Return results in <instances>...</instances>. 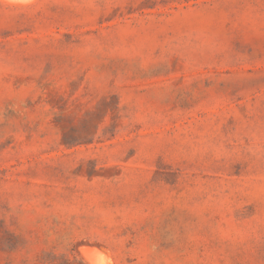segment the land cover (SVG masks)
Here are the masks:
<instances>
[{
  "label": "rangeland",
  "instance_id": "rangeland-1",
  "mask_svg": "<svg viewBox=\"0 0 264 264\" xmlns=\"http://www.w3.org/2000/svg\"><path fill=\"white\" fill-rule=\"evenodd\" d=\"M83 252L264 264V0H0V264Z\"/></svg>",
  "mask_w": 264,
  "mask_h": 264
},
{
  "label": "bare ground",
  "instance_id": "bare-ground-1",
  "mask_svg": "<svg viewBox=\"0 0 264 264\" xmlns=\"http://www.w3.org/2000/svg\"><path fill=\"white\" fill-rule=\"evenodd\" d=\"M15 1H17V0H15ZM19 1V0H18ZM24 2V1H23ZM14 3V2H13ZM91 247V246H90ZM85 249H87V248H85ZM93 249H95V248H93ZM83 251V250H82ZM92 252V251H91ZM84 254H85V256L87 257V261H89L90 262V264H100V262L96 259V256H95V254H87V253H85V252H83ZM82 255V254H81ZM101 260V259H100ZM88 262V263H89Z\"/></svg>",
  "mask_w": 264,
  "mask_h": 264
}]
</instances>
